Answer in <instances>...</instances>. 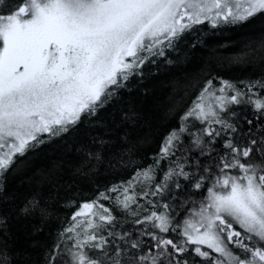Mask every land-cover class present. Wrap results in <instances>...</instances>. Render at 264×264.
I'll list each match as a JSON object with an SVG mask.
<instances>
[{"label":"snow or ice","instance_id":"snow-or-ice-1","mask_svg":"<svg viewBox=\"0 0 264 264\" xmlns=\"http://www.w3.org/2000/svg\"><path fill=\"white\" fill-rule=\"evenodd\" d=\"M0 264H264V0H0Z\"/></svg>","mask_w":264,"mask_h":264},{"label":"trees","instance_id":"trees-1","mask_svg":"<svg viewBox=\"0 0 264 264\" xmlns=\"http://www.w3.org/2000/svg\"><path fill=\"white\" fill-rule=\"evenodd\" d=\"M225 38L226 37L224 36L221 37V39H225ZM39 163H40V159L38 157H31L28 161L20 163L17 166V170L9 177V183L12 186V188L20 191L26 190V187L29 184V175H28L29 168ZM83 195L90 196L91 193L87 189H85ZM69 214L70 213H68L67 211L60 213L59 215L60 222H63ZM38 225H39V221L35 217H31L19 221L16 225V229L18 231L19 236L21 237V240H30L31 236L34 234V229ZM50 227L51 224H49L48 228ZM48 228H45L44 237H41V239L47 238ZM36 235L39 234L36 233Z\"/></svg>","mask_w":264,"mask_h":264}]
</instances>
